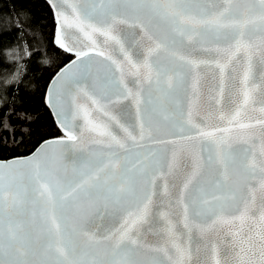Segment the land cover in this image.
<instances>
[{
    "label": "snow or ice",
    "instance_id": "6c2138e0",
    "mask_svg": "<svg viewBox=\"0 0 264 264\" xmlns=\"http://www.w3.org/2000/svg\"><path fill=\"white\" fill-rule=\"evenodd\" d=\"M2 2L0 264H264V0Z\"/></svg>",
    "mask_w": 264,
    "mask_h": 264
},
{
    "label": "trees",
    "instance_id": "16d2710c",
    "mask_svg": "<svg viewBox=\"0 0 264 264\" xmlns=\"http://www.w3.org/2000/svg\"><path fill=\"white\" fill-rule=\"evenodd\" d=\"M11 8L10 3H3L2 0H0V12L7 13ZM33 14H34V21H33V31H39L42 35H44L46 39V34L49 28H51L52 21L50 18V13L47 10L46 5L36 4L33 6ZM42 25H47V27H41ZM39 37H33V36H27L26 40L31 41L34 46L38 47L37 41ZM15 46V45H13ZM19 50V49H18ZM45 55L44 52L41 53V57ZM46 55L49 59H55L59 56V52L57 50H54L51 47H48L46 49ZM15 54H12V56H9L8 49H5L2 53H0V80L4 78L5 75L13 76L16 74V64L17 61L14 59ZM73 57L72 54H66V57L64 59V63H66L69 59ZM19 63H26L25 60L19 61ZM62 66V65H61ZM20 80L23 82V87L31 91L34 86L35 82L33 77L31 76V73L29 71V68L26 66L24 69V74L20 77ZM11 87L15 88L16 85H11ZM31 104V102H30ZM35 107L37 111L39 112V115L41 117L42 121H49L50 122V116L48 114L47 109L43 108L42 105L37 101L35 103ZM35 114V113H33ZM56 135H61L60 132H56ZM21 154H27L23 151V149L20 150Z\"/></svg>",
    "mask_w": 264,
    "mask_h": 264
},
{
    "label": "water",
    "instance_id": "95a60500",
    "mask_svg": "<svg viewBox=\"0 0 264 264\" xmlns=\"http://www.w3.org/2000/svg\"><path fill=\"white\" fill-rule=\"evenodd\" d=\"M71 59H74V56L71 58ZM67 63V62H66ZM63 66V65H62ZM130 87L132 86V85H129ZM61 135H62V133H61Z\"/></svg>",
    "mask_w": 264,
    "mask_h": 264
}]
</instances>
